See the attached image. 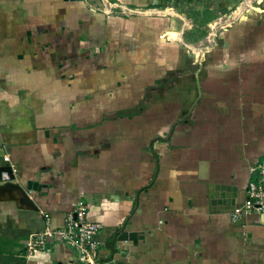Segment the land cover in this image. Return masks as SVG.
Returning a JSON list of instances; mask_svg holds the SVG:
<instances>
[{
	"label": "crops",
	"instance_id": "obj_1",
	"mask_svg": "<svg viewBox=\"0 0 264 264\" xmlns=\"http://www.w3.org/2000/svg\"><path fill=\"white\" fill-rule=\"evenodd\" d=\"M247 6L0 0V172L8 155L16 183L38 185L37 212L0 202V264H81L62 243L25 251L45 215L60 228L79 202L102 226L101 261L264 264V215L231 217L264 160V0ZM200 21L216 27L210 57L179 62V48L200 51L184 43Z\"/></svg>",
	"mask_w": 264,
	"mask_h": 264
},
{
	"label": "built area",
	"instance_id": "obj_2",
	"mask_svg": "<svg viewBox=\"0 0 264 264\" xmlns=\"http://www.w3.org/2000/svg\"><path fill=\"white\" fill-rule=\"evenodd\" d=\"M3 161L7 166L0 172L1 182L15 183L18 169L8 155L3 156ZM256 170L258 176L254 181L249 182L244 201L232 211L233 220L250 214L264 215V160L260 162ZM87 214V204L79 202L76 208L67 214L63 226L56 229L49 228V218L45 215L46 229L40 235L30 238L26 244V254L32 256L37 251H45L48 244L62 243L76 251L81 264H122L116 261L100 260L95 237L102 226L100 223L89 221Z\"/></svg>",
	"mask_w": 264,
	"mask_h": 264
},
{
	"label": "rangeland",
	"instance_id": "obj_3",
	"mask_svg": "<svg viewBox=\"0 0 264 264\" xmlns=\"http://www.w3.org/2000/svg\"><path fill=\"white\" fill-rule=\"evenodd\" d=\"M256 2L257 0H247V13H249L250 15H254L256 10L254 9V7H256ZM251 6H253V9H251ZM246 6H242V8H240L239 6H237L233 11H231V13L228 15V18L229 20L228 21H222L223 23H220V20H218L216 22V27L219 26V25H223L221 26L220 30L222 31V28L225 26V25H230V23H235L238 21V18H239V14L241 12V10H243V12L245 13L246 10H245ZM190 12H194L195 15L199 16L200 18V14H201V9L198 8L197 10H189ZM165 16V15H164ZM167 17H172L170 15H168ZM225 18V17H224ZM200 27L198 29V27H196V29H192V28H189L187 29V31L185 32V37H184V43L189 45V46H196L197 48L199 47L200 48V51L196 52L191 49V48H186L185 46H183L182 48H179L180 49V52H179V56H178V61L179 62H183V61H187V62H196V61H199L200 63L204 62L207 60L208 57H210V54L208 53V50H206L204 47H202V45H205V46H213V34L211 33V30H213L214 28L216 27H212V29H210L211 27H207L205 26L207 24V21H200ZM239 23V21H238ZM181 24V23H180ZM206 27L202 30V27ZM195 31V32H194ZM190 35L192 36V39L195 41L194 44L192 43H187L188 41L186 40V37L187 35ZM218 36V33L217 35ZM222 41H223V38H218L216 37V47H219L220 45H222ZM219 42V43H218ZM239 37H236V41H235V45L236 47H239ZM1 46V44H0ZM249 55V54H248ZM247 55V56H248ZM239 58L238 56H235V57H232L231 58V62H232V65L230 66H238L237 65V62L239 61ZM234 68V67H233ZM180 70H182L181 68H179ZM234 71H238L237 69H232ZM171 73H174V71H171ZM174 74L171 75V77H173ZM167 77H170V75H168ZM159 85V84H158ZM154 87H159V86H153ZM155 100H153L154 102ZM143 103V100L142 102H137V105H136V108L135 110H139L141 109L142 107V104ZM158 107V106H157ZM16 183V182H15Z\"/></svg>",
	"mask_w": 264,
	"mask_h": 264
},
{
	"label": "water",
	"instance_id": "obj_4",
	"mask_svg": "<svg viewBox=\"0 0 264 264\" xmlns=\"http://www.w3.org/2000/svg\"><path fill=\"white\" fill-rule=\"evenodd\" d=\"M129 11H131V13L145 15H170L180 17L177 13L169 10ZM37 186L38 185L35 182L31 181L27 182L25 187L13 182L2 183L0 184V202H13L20 210L37 212L38 208L28 194L29 191L37 190Z\"/></svg>",
	"mask_w": 264,
	"mask_h": 264
},
{
	"label": "trees",
	"instance_id": "obj_5",
	"mask_svg": "<svg viewBox=\"0 0 264 264\" xmlns=\"http://www.w3.org/2000/svg\"><path fill=\"white\" fill-rule=\"evenodd\" d=\"M72 48H74V47H72ZM60 49V48H59ZM6 169V168H5ZM5 169H2V170H5Z\"/></svg>",
	"mask_w": 264,
	"mask_h": 264
}]
</instances>
